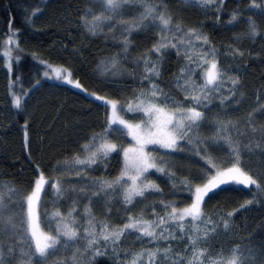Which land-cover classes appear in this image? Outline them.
Listing matches in <instances>:
<instances>
[{"label":"snow or ice","instance_id":"snow-or-ice-1","mask_svg":"<svg viewBox=\"0 0 264 264\" xmlns=\"http://www.w3.org/2000/svg\"><path fill=\"white\" fill-rule=\"evenodd\" d=\"M180 2L214 11L217 24L222 19L225 0ZM15 6L23 23L14 26L10 3L0 66L10 74L11 107L24 114L23 149L31 179L22 188L0 183V264H103V258L111 256L119 262L121 250L125 264H264V240L254 243L251 234L228 249L217 251L213 243L234 233L237 214L264 207V123L257 125L264 120L260 103L264 96L258 95L246 118L236 116L245 95L243 77L220 59L223 55L239 63L237 57H244L240 44L245 39L254 43L261 36L264 0H248L245 13L239 8L231 11L228 25L242 23L244 29L234 34L223 52L202 23H189L183 9L169 0H83L72 16L64 14V20L84 39L103 34L105 42H118L117 50L100 58L93 70L99 88H89L71 67L44 59L36 49L30 52L35 64L26 73L20 37L43 12L25 0H16ZM79 51L74 45L73 54ZM173 51L178 70L171 73L166 90L160 81ZM124 62H130V71ZM125 74L131 84L117 79ZM46 87L71 93L77 98L74 105L102 106L104 121L98 130L90 127L81 136L78 122L66 118L60 133L66 147L42 161L32 150L29 128L34 112L46 102L37 99L32 106L29 101ZM129 87L131 92L126 93ZM62 109L63 105L57 113ZM40 142L43 145V137ZM253 158L260 161L259 171L246 166ZM114 160L119 170L109 179ZM99 165L105 171L95 177ZM160 177L170 185L171 199L158 182ZM48 185L57 200L70 203L67 212L56 208L45 213L49 217L45 230L38 208ZM83 201L87 202L81 214ZM222 202L236 206L225 213ZM208 205L211 211H206ZM257 230L264 231V221ZM126 241L139 242V251L125 246Z\"/></svg>","mask_w":264,"mask_h":264},{"label":"trees","instance_id":"trees-1","mask_svg":"<svg viewBox=\"0 0 264 264\" xmlns=\"http://www.w3.org/2000/svg\"><path fill=\"white\" fill-rule=\"evenodd\" d=\"M11 3V14L15 17L14 26L20 27L23 23V17L20 9L16 8V0H0V43H3V37L8 31L9 4ZM25 3L32 4L33 6L39 5L43 14L39 15V18L35 21L33 28L25 29L20 37V46L25 48L26 51L22 53L24 65V71L27 73V69L35 64L32 60L30 52L33 49L38 50L44 59L50 60L56 64H66L71 67L75 75L79 76L83 83L89 88H99L100 85L96 81V77L93 75V70L96 67L98 60L102 57L110 56L117 50L118 42L108 39L105 42V36L103 34L98 37L82 38L79 35V29L75 25H69L64 20V14L68 13L72 16L78 6H82L83 0H25ZM170 5L180 7L183 9L185 19L189 23L203 24L204 31L210 35L213 42L223 52L224 46L232 42L234 34L242 31L244 25L242 23H236L235 26L228 25V17L232 10L239 8L242 13L247 12L248 0H225L224 12L221 14L222 19L217 24L214 20V11H202L198 8H189L183 5L180 0H169ZM45 5H47L45 7ZM244 16H241L243 20ZM63 21L57 23V20ZM257 21H260V17H256ZM36 29H39L37 31ZM71 33V35H69ZM109 36L111 34H108ZM155 39V37H152ZM264 24L261 25V36L253 43L251 40L245 39L240 47L244 49V57L240 58L241 69H232L230 71L236 72L239 70L240 75L244 81V97L243 103L240 107V111L236 113V116L246 118V113L252 110V105L256 104L254 97L260 95L264 96ZM80 49L79 52L73 54V46ZM148 46H151V40L148 41ZM143 49H141L142 51ZM135 50L132 55H135ZM177 57L175 52L171 53V56L166 64L167 71L165 72L164 79L160 81L161 86L166 90L171 82V73L178 70V65L175 63ZM3 60L0 57V65ZM13 67L15 70L16 61L13 60ZM128 70H131L130 62H124ZM37 67L43 69L42 65ZM10 74L7 69L0 66V183L9 182L15 186L23 187L27 185L31 179V167L28 161L25 159L26 153L23 149V129L24 114L18 113L11 107V100L8 95V84ZM31 77V73H28L24 79L23 86H28V80ZM12 79H15L13 74ZM117 79L126 80L129 84L132 83L131 78L125 74L124 77H118ZM140 84L139 77H137L136 85ZM66 87V86H65ZM115 87V86H113ZM19 90V88H17ZM126 93L131 92V88L125 89ZM172 91L175 93V89ZM182 98V97H181ZM37 99L46 102V106H42L39 110L35 111L30 123L29 135L31 140V147L37 157L42 161L47 160L52 155L59 152L62 148L66 147L63 143V138L60 133L64 132V122L67 118L69 121L78 122L79 128L82 130L79 135H86L90 127H95L97 130L104 121V109L91 107L86 103H77L74 105L76 97L69 92H65L63 88H55L54 90L41 89L34 93L29 104L36 105ZM97 104L99 102H96ZM214 103H217L214 101ZM261 104H264V99L260 100ZM63 105V109L57 113V109ZM57 115L59 118L57 119ZM236 117L234 116L233 119ZM264 123V120H258L257 125ZM69 135H73L70 131ZM43 137L44 143L41 145L40 138ZM51 143V147L49 146ZM260 161L258 158H253L251 161L246 162V166L252 168L254 171H259L258 165ZM119 170L118 163L114 160L110 162L108 172L111 175L108 177L111 179L117 174ZM105 169L103 165L98 166V170L94 174L95 177H99ZM159 176V174H154ZM162 187L164 188L167 198L171 199L168 195L170 185L167 183L164 177H160ZM251 195V193H249ZM55 200L52 195L51 186H47V193L44 195V204L39 207L40 221H43L45 226V213L50 212L51 209L57 207L61 208L64 212L68 210V204L70 201L63 198L57 200L56 204H52L51 201ZM80 204V213L83 212L84 203ZM212 204H216V201H212ZM223 211L226 213L232 207L236 206L235 203L222 202ZM219 207V206H218ZM212 205H208L206 211H211ZM115 212V208H114ZM150 214V213H149ZM261 221H264V207H255L252 211L243 214L236 215V223L234 225V233H230L228 236H220L213 243L218 251L221 247L224 249L230 248L235 243H240L242 240L251 234L253 236V242L259 243L264 240V231L257 230ZM246 225L247 230H244ZM239 233V234H235ZM103 243L102 239L99 241ZM178 243V242H177ZM125 246H131L133 250L139 251V242L126 241ZM183 248V244L179 245V249ZM178 249V250H179ZM68 255L71 256V250ZM120 261L115 260V256L103 258V264H125L123 260L125 252L121 250L119 252ZM129 261L131 258V252L128 253Z\"/></svg>","mask_w":264,"mask_h":264},{"label":"rangeland","instance_id":"rangeland-1","mask_svg":"<svg viewBox=\"0 0 264 264\" xmlns=\"http://www.w3.org/2000/svg\"><path fill=\"white\" fill-rule=\"evenodd\" d=\"M220 59H221V62L227 67L229 64H231V67H230V70H232V69H241V67H242V65L240 64V57H237V61L239 62V63H237L236 61H232L231 60V57H228V58H226L225 56H223V55H221V57H220ZM48 84H53V83H55V80H53V81H48L47 82ZM67 87V86H66ZM45 90H50V91H52V90H54L55 89V87H46V88H44ZM43 90V89H42ZM257 97L258 96H256V97H254V100H255V102H257ZM51 191H52V189H51ZM53 195V194H52ZM54 196V195H53ZM54 198H55V200H56V197L54 196ZM57 207H55V208H53V209H51L50 210V212H48V213H51L53 210H55ZM38 217L40 218V210H39V208H38ZM48 219H49V217L48 216H46V218H45V226H44V224H43V221H40V223H41V227L42 228H44L45 230H46V224H47V221H48ZM53 226H54V224H53Z\"/></svg>","mask_w":264,"mask_h":264}]
</instances>
